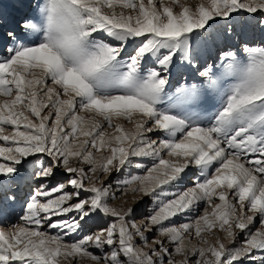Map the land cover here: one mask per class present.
Wrapping results in <instances>:
<instances>
[{
    "label": "snow or ice",
    "instance_id": "obj_1",
    "mask_svg": "<svg viewBox=\"0 0 264 264\" xmlns=\"http://www.w3.org/2000/svg\"><path fill=\"white\" fill-rule=\"evenodd\" d=\"M26 6L16 27L0 32V97L6 98L0 141L7 145L0 146V195L16 199L10 186L25 165L35 167L36 154L49 158L36 177L63 168L67 179L52 187L41 183L23 206V224L0 229V264H80L83 258L95 264H189L190 258L192 264H264V43L221 51L220 73L213 65L201 71L193 54L214 24L231 33L235 14H259L264 30V0H27ZM177 60L203 81L170 96ZM94 152L107 155L97 160ZM133 157L156 162L145 175L117 181L124 194L137 184L134 197L158 195L192 165L199 178L137 223L133 208L111 205L116 193L104 181ZM201 202L211 211L174 225V217ZM94 215L112 222L65 242ZM45 226L66 231L49 234ZM153 229L159 237L150 241L146 233ZM214 229L233 246L220 238L210 243L204 233L215 235ZM234 229L245 234L242 247H235ZM193 236L208 247L188 248L185 239Z\"/></svg>",
    "mask_w": 264,
    "mask_h": 264
},
{
    "label": "rangeland",
    "instance_id": "obj_2",
    "mask_svg": "<svg viewBox=\"0 0 264 264\" xmlns=\"http://www.w3.org/2000/svg\"><path fill=\"white\" fill-rule=\"evenodd\" d=\"M182 2H184V0H182ZM186 2L194 5V4H197L199 0H186ZM26 5H27V0H23V2L22 0H0V31L3 29L5 30V32H7L9 29L16 27L17 21L21 18V16L29 11ZM258 18H259V14H247V13L235 14L234 23H233V31L231 33H225L223 31L222 24L220 23L214 24L209 29V32L211 33V37L206 42L200 41V42L194 43L193 45L194 53L193 54L196 58L194 61V64L197 67H199L201 71L204 69V67L208 65H213V70L217 73H220L223 71V68L219 66L220 61L218 58L219 53L221 51H226L230 49L240 51V49L246 42L249 43L250 45H259L261 43H264V30H262L258 26L257 24ZM202 81H203V78L199 76L198 72L194 71L192 66H188L185 63L177 60V62L172 67L170 74H169V84L167 86V91H168V94L171 96L177 91V89L181 87L188 86L194 83L200 84L202 83ZM231 82H232L231 78H225V81H224L225 84H230ZM3 99H6V98L0 97V101H2ZM214 102L215 101H213V103ZM211 110H214V109H211ZM126 126H127L126 128L130 129L132 125L126 124ZM5 128H6L5 134H11V128L9 126H5ZM112 131H113L112 129H106V132L108 134L112 133ZM161 136H159V138H161ZM155 139H157V136H155ZM0 146H7V145H5L3 141H0ZM44 155H45L46 160L48 161L49 158L46 156V154H36V156H40V157ZM94 155L96 156V158L99 156L97 159L99 160L101 157L100 155H107V153L104 152L102 154L101 152H94ZM164 158L167 159V156L165 155ZM29 159L31 160L32 158L30 157ZM42 164L44 166H47V163L45 164V162H43ZM73 164L75 166H84L87 168V165H79V164H76L75 161H73ZM38 165L39 164H37L36 162H35V167H33V165L31 164L25 165L24 170L26 171V173H22L20 178L16 181V183L10 186L11 193H14L16 197L15 199L16 202L14 203L13 207H10V203L12 200H8V202H6L3 200L2 195H0V202L2 201L0 205H3V207H0V229H5L9 231L13 229V226H20L23 224V221H21L20 219V217L23 215V206L26 203L30 193L34 192L40 186L41 183H44L47 186L52 187V186L57 185L58 183H62L66 181L67 176L64 173L63 168H60L58 170L59 173L50 178H47L44 180L39 179L38 177L34 175V172L38 171L39 168L41 167V164L40 166ZM126 167L121 172H115L114 174H112V176L110 175V176L104 177V181L106 184H111L112 190L116 193L117 198L115 200L110 201L111 205L118 207V208L119 207L133 208L134 210L133 219H135V221L139 223L141 219H145L156 208L152 209V205L154 203L152 196L142 195L144 197L143 198L144 201L142 200L140 201L142 205H140V209H138L137 202H136V195L140 196V194L137 193L134 197L133 193L130 191L132 187L133 188L137 187L138 186L137 184H133V186L130 187L129 189L124 190L126 194L120 192V190H118L119 192H116L117 190L116 185H115V182L117 181L116 179L119 177L126 176V173H125L126 171L125 169H127ZM145 169H148V167H145L144 169L139 170V174H146ZM188 169H191V171H189L186 177L188 180L189 178L191 181L195 177H197V179L199 178V170L196 168V166L192 165ZM132 171L133 170L130 169L129 173ZM127 178H131V176L129 175ZM190 183H188L184 187V189L185 188L187 189L188 187L192 188L195 184V183H191V184ZM68 190L71 191V189H68ZM83 195L84 194L82 193V196ZM3 202L5 204H3ZM74 202L75 201L73 200L72 203ZM202 207L197 209L196 211L193 210L192 212L194 213L193 215L191 214L187 215L188 216L187 218H189L188 219L189 222H191L193 218L197 219L198 217L202 216L206 210L209 212L211 211V209L208 207V205L205 202H203ZM73 215L75 214H70L69 216L65 218L70 220ZM141 216L142 218L139 219V217ZM175 221L176 222L174 224L177 227H179L182 224V220H179V218L176 219ZM111 222H112L111 218L103 217L102 215L101 216L94 215L90 219H86L85 221L81 222L82 230L75 232V233H71L70 235L67 234L64 237L65 242H72V241L79 240L83 235H91L93 233H98L101 228H106ZM259 226L260 225L257 220L256 228H258ZM42 230L47 231L49 234H55L56 232H60L61 234H63L66 231L65 229H49L46 226ZM213 231L215 232V235L204 233L205 238L210 243H215L217 238L224 239L226 237L225 233L220 231L219 229H214ZM234 231L236 233L235 247H237L238 243L241 246H243L242 237L245 234L241 235V233H238V229H234ZM146 234L149 236L150 241L152 239L159 237V233L155 229H153V231L146 233ZM239 235L241 236L239 237ZM194 240H195L194 236L191 238L190 241L188 238H186L185 240L186 246L188 248H191L192 247L191 244ZM195 244H196L195 246L197 247L204 246V244L199 243L198 240L195 241ZM231 246L233 245H229V247ZM90 251H92L95 255H99V256L104 255V251L100 249L90 248ZM176 259L179 260L181 258L176 257ZM193 259L194 258H190L189 264H192ZM80 264H95V262L91 261L89 258H83L81 259Z\"/></svg>",
    "mask_w": 264,
    "mask_h": 264
},
{
    "label": "bare ground",
    "instance_id": "obj_3",
    "mask_svg": "<svg viewBox=\"0 0 264 264\" xmlns=\"http://www.w3.org/2000/svg\"><path fill=\"white\" fill-rule=\"evenodd\" d=\"M20 7V6H19ZM20 9V8H19ZM18 15V14H17ZM0 32H2V33H6L5 32V30H1ZM80 115H86V114H84V113H80ZM125 127H127L126 125H125ZM132 127V126H131ZM131 127H130V129H131ZM111 134V133H110ZM83 138L84 137H80V141H82L83 140ZM155 139V136H153L152 137V139ZM164 137L163 136H161V138L160 139H163ZM85 139V138H84ZM78 143H79V141H78ZM103 154V153H102ZM101 156V155H100ZM167 156V155H166ZM37 157H39V159H37L36 160V163L37 164H39L38 166H40V164L42 165V163L43 162H45V164L47 163V160H46V158H45V155L44 156H42V157H40V156H37ZM99 157V156H98ZM98 157H97V159H98ZM167 159H169V157L167 156ZM156 161H154V159L152 158V157H133L132 158V164L131 165H128L126 168L127 169H125L126 171H125V173H126V176H124V177H119V178H117L116 180L117 181H122V180H124V179H126L129 175L132 177V176H136V175H145V174H139V170H142V169H144L145 167H148V168H151L152 166H153V164L155 163ZM137 164H140V165H142V167H136V165ZM148 164V165H147ZM133 170L132 172H130L129 173V170ZM198 169V168H197ZM146 170V169H145ZM189 171H191V169H187L186 170V173L185 174H183V179L182 180H179V181H176V182H174L173 184H171V185H165L164 186V189H163V192H161L159 189L157 190V192H158V195H150V196H152V198H153V205H152V209L153 208H157V206H158V204H159V202L161 201V200H168V199H173V198H175V194H179V193H183L184 191H187L188 189H191L190 187H188L187 189L185 188L184 189V187L188 184V183H190V178H189V180L186 178L187 177V174L189 173ZM141 172V171H140ZM193 172V171H192ZM22 173H26V171L24 170ZM59 172L57 171V173L56 174H58ZM115 172H112L110 175L112 176V174H114ZM127 173H129V174H127ZM110 175H108V176H110ZM116 181V182H117ZM197 181V177H195L192 181H191V183H195ZM116 182H115V185H116V188H117V190H116V192H119L118 191V187H117V184H116ZM53 183H54V181H53ZM190 183V184H191ZM48 184V183H47ZM133 185H131V187H132ZM133 188V187H132ZM129 189V188H128ZM131 191V190H130ZM121 192V191H120ZM132 192V191H131ZM143 196H142V194H140V196L138 195H136V202H137V206H138V209H140V205H142L141 203H140V201L142 200V201H144L143 200ZM6 202H8V201H6ZM16 201L14 200V201H11V203H10V207H13L14 206V203H15ZM2 203V201L0 202V204ZM3 204H5L4 202H3ZM202 205H203V202H201V203H199L198 205H194L193 206V208L190 210V211H188L187 213H182V214H179L177 217H174L173 218V221H174V223L176 222L175 220L176 219H178L179 218V220H182V224L183 223H193L195 220H196V218H193V220L191 221V222H189L188 221V219L189 218H187L188 216L187 215H193L194 213H192L193 212V210H197V209H199V208H201L202 207ZM0 207H3V205H0ZM8 207V206H7ZM203 208V207H202ZM143 209V208H142ZM151 209V210H152ZM141 211V210H140ZM151 214H153V212H151ZM150 214V215H151ZM196 214V213H195ZM142 218V216L141 217H139V219H141ZM66 219V218H65ZM144 219H141L140 220V222H142ZM22 221V220H21ZM139 222V223H140ZM22 224V223H21ZM175 225V224H174ZM171 226V225H170ZM176 226V225H175ZM177 227V226H176ZM6 231H8V230H6ZM9 231H11V230H9ZM65 231V230H64ZM253 231H255V228H253ZM238 233H240V231L238 230ZM69 235L71 234V233H68ZM74 235H76V234H74ZM242 235V234H241ZM241 235H239V237L241 236ZM78 236V235H77ZM225 236H226V234H225ZM186 240V239H185ZM196 240H198L197 238H195V240L192 242V244H191V246H195L196 244H195V241ZM222 241H223V243L226 245V246H229V245H232V243H231V239L230 238H227V237H225L224 239H221ZM186 244V243H185ZM214 244V243H213ZM166 246H169V247H171V245H166ZM201 247H204V248H207L208 246L206 245H204V246H201ZM237 247H242L239 243H238V245H237ZM256 255L257 256H259V255H261V253L260 252H256ZM244 264H250V261H248V260H245L244 261Z\"/></svg>",
    "mask_w": 264,
    "mask_h": 264
}]
</instances>
